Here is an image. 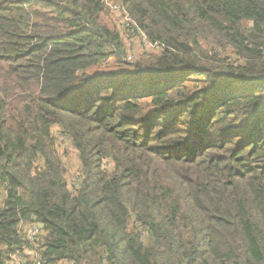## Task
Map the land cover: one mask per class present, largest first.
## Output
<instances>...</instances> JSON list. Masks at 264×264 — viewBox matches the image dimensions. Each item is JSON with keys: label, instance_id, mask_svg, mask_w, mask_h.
I'll return each instance as SVG.
<instances>
[{"label": "trees", "instance_id": "1", "mask_svg": "<svg viewBox=\"0 0 264 264\" xmlns=\"http://www.w3.org/2000/svg\"><path fill=\"white\" fill-rule=\"evenodd\" d=\"M117 2L157 55L103 0H0V264H264V0Z\"/></svg>", "mask_w": 264, "mask_h": 264}, {"label": "rangeland", "instance_id": "2", "mask_svg": "<svg viewBox=\"0 0 264 264\" xmlns=\"http://www.w3.org/2000/svg\"><path fill=\"white\" fill-rule=\"evenodd\" d=\"M118 11L119 10L111 11L108 8V11H105V13H103V19L112 28L120 31L127 50L128 57L126 61L130 60L133 61V64H137L138 62L147 59L148 55H157L161 47L154 43H151L148 37L144 38L141 37V35H130L128 31H130L131 33V29L127 31V28L123 26L124 15L121 12L119 13ZM208 48L209 50L211 49V47ZM129 64H120L117 62L115 57H112L110 58V60H108V62H106V64L100 67H92L86 70V72L91 74H99L105 72H128L130 68L133 67L132 64ZM59 149L63 154V161L68 170L67 178L69 182L72 183L76 179L80 170L78 152L75 150V148H73V146H71L66 141L64 142L63 140L59 144ZM15 259H18V257L16 256Z\"/></svg>", "mask_w": 264, "mask_h": 264}, {"label": "built area", "instance_id": "3", "mask_svg": "<svg viewBox=\"0 0 264 264\" xmlns=\"http://www.w3.org/2000/svg\"><path fill=\"white\" fill-rule=\"evenodd\" d=\"M103 1L106 4L107 10H108V8L111 11H117V10H119L118 12L119 13L121 12L124 15V17H123V26L127 28V31L129 29H131V33H130V31H128L130 35H132V34L135 35L136 33H139L140 34V32H138L139 30L136 31L137 25L132 21V19L129 16V14L127 13V11H125V10L122 9L121 5L117 2V0H103ZM143 37L145 38L146 35L143 34ZM36 233H37V228L36 227L33 228V229H31V231H30L31 238L33 236H35ZM10 258L11 259H15L16 258V255L11 256Z\"/></svg>", "mask_w": 264, "mask_h": 264}]
</instances>
